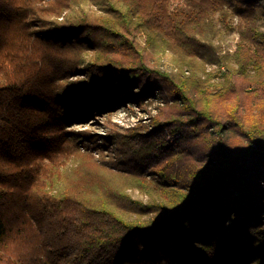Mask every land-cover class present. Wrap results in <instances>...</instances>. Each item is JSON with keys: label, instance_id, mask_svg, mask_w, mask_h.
Segmentation results:
<instances>
[{"label": "trees", "instance_id": "16d2710c", "mask_svg": "<svg viewBox=\"0 0 264 264\" xmlns=\"http://www.w3.org/2000/svg\"><path fill=\"white\" fill-rule=\"evenodd\" d=\"M240 2L239 43L221 56L215 39L234 30ZM257 2L0 0V264H264ZM167 53L176 71L155 63ZM200 60L224 68L223 82L201 76ZM124 93L163 102L148 124L111 139L115 172L135 178L152 202L131 199L130 185L118 183L92 207L55 182L65 163L100 164L79 144L100 139L68 126ZM154 166L158 175L144 177ZM51 231L34 256L8 252L29 233Z\"/></svg>", "mask_w": 264, "mask_h": 264}, {"label": "rangeland", "instance_id": "374dc122", "mask_svg": "<svg viewBox=\"0 0 264 264\" xmlns=\"http://www.w3.org/2000/svg\"><path fill=\"white\" fill-rule=\"evenodd\" d=\"M257 3L264 5V0H258ZM175 4L177 3L175 2ZM241 6V2L237 4L232 10V14L230 16V21L233 24L234 30L223 32L221 37L219 35L215 39L218 54L221 56L227 55L230 57L237 48L239 43V34L237 33L236 26L240 22L238 11L241 10ZM259 18L261 19V22L264 23V16L260 15ZM141 40L143 41L144 38L141 37ZM229 59L230 58H228V60ZM154 61L159 67H162L165 70L176 71L177 61H175L173 55L170 53L161 56L157 54ZM229 63L230 65L233 64L230 60ZM197 65L201 68V76L202 73L205 74L206 72L210 74L211 83L223 82L222 73L224 68L221 66L213 65L210 62L205 64L202 60H200ZM126 95L128 94L124 93V97L115 96L112 101V107L109 109L101 105H97L96 112L94 114L76 117L70 120L68 129L72 131V134L90 131L91 134L96 135L95 137L100 139V141H98V145L96 144L97 141H89L88 139H84L79 142L81 146L88 149L90 154L95 156L97 159H100V164H89L88 162L90 161H74L67 164L65 163V165L61 166L57 172L59 175L58 178L55 179L53 175L47 180L50 181L55 179L56 183H60L59 190L61 191V189H63L69 195L75 196L81 194L85 196L89 201V206L92 207L103 206L106 203L104 193H108L111 190L114 191L118 183H127L130 185V187L125 190V193H127L131 199L143 203L152 202L151 196L134 186V182H136L135 178L115 172V168L113 166L116 163L113 162V159H118L120 154L116 150V147H112L111 139L118 133H125L127 130L132 128L148 124L151 121V116L157 114L158 106L163 105V102L157 93L148 95L139 102H136L132 96ZM106 138L110 141H105L104 139ZM114 142L117 144V141ZM124 142L127 141H122V143ZM123 159L126 158L123 156ZM177 159H174V161ZM166 161V159H163L164 166L167 165ZM149 164L151 165V162L148 163V165ZM132 168L134 169V167ZM159 168L160 166H154V168H152V170L148 173L143 172V176L153 179L155 175H158ZM141 170H147V166ZM58 226L61 227L60 223ZM50 238H52V231L51 234L47 233V236L45 233H43V236L29 233L27 244L22 246L19 241H14V243L8 248V252L14 256H34L35 253L38 250L40 251L41 247H43L42 242L47 239L45 242L47 241L49 243L50 241L48 239ZM37 255L38 254H36V256Z\"/></svg>", "mask_w": 264, "mask_h": 264}]
</instances>
